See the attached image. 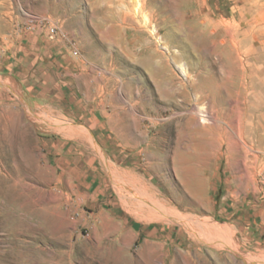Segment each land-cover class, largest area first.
I'll return each instance as SVG.
<instances>
[{
    "label": "rangeland",
    "instance_id": "374dc122",
    "mask_svg": "<svg viewBox=\"0 0 264 264\" xmlns=\"http://www.w3.org/2000/svg\"><path fill=\"white\" fill-rule=\"evenodd\" d=\"M122 1L0 0V264H264V0Z\"/></svg>",
    "mask_w": 264,
    "mask_h": 264
},
{
    "label": "bare ground",
    "instance_id": "6f19581e",
    "mask_svg": "<svg viewBox=\"0 0 264 264\" xmlns=\"http://www.w3.org/2000/svg\"><path fill=\"white\" fill-rule=\"evenodd\" d=\"M153 1H155V0H130V2L129 3H126V2H124V1H122L123 2V4H125L124 6H125V8H126V10L128 11V12H132V15H134V16H136L137 18H140L139 20H141L142 21V23H143V26H144V28L146 27V28H149V30H150V33L152 34V35H155L156 33H158V31L155 29V27H153V25H152V20H151V18L146 14V8H147V6H148V3H151V2H153ZM157 1V0H156ZM128 2V1H127ZM131 14V13H130ZM126 15H128V14H126ZM125 15V16H126ZM141 23V24H142ZM150 34V35H151ZM157 35V34H156ZM233 37V36H232ZM232 39H234V38H232ZM175 41V43H178L179 41L178 40H174ZM232 42H234V41H232ZM236 44V43H235ZM247 56V55H246ZM178 60V58H174V60ZM176 60V61H177ZM175 62V61H174ZM211 114V113H210ZM201 116V115H200ZM212 121L215 123L217 120L215 119V118H213L212 117ZM202 122H206V119H205V117L204 116H202ZM142 192V191H141ZM145 194V193H144ZM133 198H135V197H133ZM136 199V198H135ZM141 200V199H140ZM144 200V199H143ZM140 205H145V206H150L151 207V205H146V204H141V203H144V202H138ZM145 203H147V202H145ZM154 206V205H153ZM152 206V207H153ZM158 207V206H157ZM157 207H155L154 206V208L152 209L153 210V213L155 212V211H159V212H162L163 210H166V209H163L162 211L159 209V208H157ZM161 207V206H160ZM151 210V211H152ZM150 211V212H151ZM170 212V211H169ZM166 212H164V214H165ZM168 213V212H167ZM169 214H171V213H169ZM159 217H161V216H158V215H156L155 213L153 214V217H152V219L154 220H159ZM168 218V217H167ZM166 218V219H167ZM151 219V220H152ZM200 221V220H199ZM202 222H204V221H202ZM196 223V222H195ZM196 225V224H195ZM192 226V225H191ZM211 226V225H210ZM198 227V226H197ZM200 227V226H199ZM211 228H212V226H211ZM214 229V228H213ZM214 230H216V229H214ZM219 230V229H218ZM208 231V230H207ZM197 236V235H196ZM206 238V237H205ZM207 239V238H206Z\"/></svg>",
    "mask_w": 264,
    "mask_h": 264
},
{
    "label": "built area",
    "instance_id": "2783aa9c",
    "mask_svg": "<svg viewBox=\"0 0 264 264\" xmlns=\"http://www.w3.org/2000/svg\"><path fill=\"white\" fill-rule=\"evenodd\" d=\"M55 34H56L55 27H53V26L49 27L48 31H47V35H48L50 40H52L54 38ZM259 181H260L261 186L264 188V169L262 170V172L259 175Z\"/></svg>",
    "mask_w": 264,
    "mask_h": 264
}]
</instances>
